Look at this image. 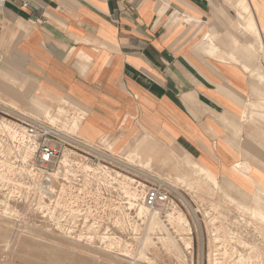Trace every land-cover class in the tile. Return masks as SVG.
Returning <instances> with one entry per match:
<instances>
[{"label": "crops", "instance_id": "0c3cea01", "mask_svg": "<svg viewBox=\"0 0 264 264\" xmlns=\"http://www.w3.org/2000/svg\"><path fill=\"white\" fill-rule=\"evenodd\" d=\"M242 2L6 0L0 75L26 92L28 106L36 98L79 109L90 141L184 146L248 193L264 186V85L231 48ZM248 3L262 35L264 0ZM254 35L249 53L259 49Z\"/></svg>", "mask_w": 264, "mask_h": 264}, {"label": "rangeland", "instance_id": "374dc122", "mask_svg": "<svg viewBox=\"0 0 264 264\" xmlns=\"http://www.w3.org/2000/svg\"><path fill=\"white\" fill-rule=\"evenodd\" d=\"M235 18L231 48L264 85L256 75H264V50L255 45L247 52L255 35L239 28L238 8ZM2 78L0 264H53L64 255L61 264H264V220L256 215L264 213L262 185L247 193L213 172L215 187L192 171L197 161L184 146L140 148L133 140L125 147L110 136L90 141L80 134L85 115L79 109L48 107L36 98L28 106L26 92L17 85L12 92ZM37 121L69 141L55 197H42L36 187V144L27 129ZM158 185L170 193V204L149 209L145 192Z\"/></svg>", "mask_w": 264, "mask_h": 264}, {"label": "built area", "instance_id": "2783aa9c", "mask_svg": "<svg viewBox=\"0 0 264 264\" xmlns=\"http://www.w3.org/2000/svg\"><path fill=\"white\" fill-rule=\"evenodd\" d=\"M6 0H0V8ZM27 6V3H24ZM40 121L29 125L27 134L36 144L33 169L39 174L40 180L36 183L42 197H55L53 190L56 182L62 176L64 157L67 150V138L52 127L39 126ZM170 193L162 185L148 188L144 196V204L149 209L163 210L170 204ZM59 198V197H57Z\"/></svg>", "mask_w": 264, "mask_h": 264}, {"label": "bare ground", "instance_id": "6f19581e", "mask_svg": "<svg viewBox=\"0 0 264 264\" xmlns=\"http://www.w3.org/2000/svg\"><path fill=\"white\" fill-rule=\"evenodd\" d=\"M241 7H242V10H243V13L240 14V17H241V20L243 21V23L240 24V28L242 30H251L252 32H254L258 36L259 50L260 51H261V49L264 50V39H263V37H262V35L260 33V30L258 28L257 22H256V20H255V18L253 16V13L250 10L248 0H243V2L241 3ZM259 116L264 119V111H261ZM191 168H192V171L195 172L198 176L203 177L205 180L210 182L215 187H219V183H218L217 177L212 171L208 170L207 168L203 167L202 165H200L197 162H193L191 164ZM240 168H242L243 170L247 171V167L245 165H240ZM259 196H260L259 200H261L263 202L264 201V186L260 187V195ZM145 210L146 209L143 206H140L139 212L141 214L145 213ZM256 210L257 209H255V211ZM252 212H254V210ZM256 215L259 216L262 220H264V213L259 211L258 213H256ZM181 221H185V219H181ZM2 240H3V232L0 229V242H2ZM24 247H25V249H30L31 244L30 243H26ZM1 249H2V246H0V250ZM65 256L66 255H64L63 257H60V258L52 259L53 264H61V263H63L64 260L66 259ZM26 263H28V264H45L44 262H42V261H40L38 259H35V260L31 259L29 261H26Z\"/></svg>", "mask_w": 264, "mask_h": 264}]
</instances>
